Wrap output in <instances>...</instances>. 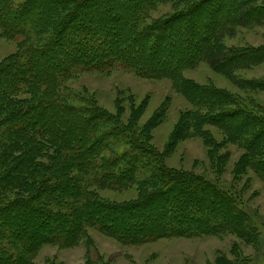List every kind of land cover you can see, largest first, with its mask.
<instances>
[{
	"label": "trees",
	"instance_id": "16d2710c",
	"mask_svg": "<svg viewBox=\"0 0 264 264\" xmlns=\"http://www.w3.org/2000/svg\"><path fill=\"white\" fill-rule=\"evenodd\" d=\"M174 1L173 13L155 17L160 5L172 1L0 0V38H20L19 51L0 63V264H32L44 245L79 244L89 228L128 244L224 232L252 240L257 230L234 196L200 174L167 166V152H159L151 137L164 109L140 125L144 105L137 108L132 101V114L125 119L124 103L112 113L94 95L82 97L66 83L71 74L120 69L148 79H170L194 109L182 113L167 148L182 137H203L219 177L230 157L224 149L231 142L247 150L236 166L238 178L251 168L264 179V149L251 155L264 137V104L212 86H194L185 77L209 55L220 59L226 53L214 22L223 5L220 0ZM230 1L233 5L236 0ZM247 1L241 0L239 9ZM57 47L66 54L64 59L58 60ZM255 50L264 55V47ZM160 54L169 60H162L158 70L150 69L146 59L157 64ZM263 82L247 84L263 89ZM229 107L235 110L227 115ZM28 112H42L44 118L29 125L18 121ZM231 116L242 120L239 127L218 126L219 119ZM208 124L222 128L227 138H216ZM135 182L138 198L132 202L115 204L99 194L104 188L123 191ZM125 208L145 209L150 215L146 220L126 219L122 224L131 230L116 231L113 226L121 218H110V213L123 214ZM14 211H29L17 230L21 238L4 222L14 220ZM151 220H156V231L150 228ZM50 221L58 225L57 235L39 232L40 224L50 226ZM182 223L187 227L167 230ZM232 264L246 263L238 259Z\"/></svg>",
	"mask_w": 264,
	"mask_h": 264
},
{
	"label": "rangeland",
	"instance_id": "374dc122",
	"mask_svg": "<svg viewBox=\"0 0 264 264\" xmlns=\"http://www.w3.org/2000/svg\"><path fill=\"white\" fill-rule=\"evenodd\" d=\"M171 1L160 5L153 16L162 17L173 13L176 10L174 8L175 1ZM43 3H46V0L45 2L43 0ZM217 3L215 2L210 9L214 10ZM239 3L241 0H236L233 5H231L230 0H220L223 9L220 12L218 10L217 21H214L218 23V28H220L219 39L220 43L224 44L226 53L220 59L216 56L217 60L209 55L214 60L207 57L196 67L186 71L185 77L190 79L194 86L197 85L200 88L212 86V89H218L220 92L225 91L237 95L243 101L249 102L253 99L255 103L264 104V88L255 87L253 90V87L247 84L248 81L255 82L254 84H260L259 82L264 81V60H261L260 57L263 55V51L255 50V48L264 47V11L261 9L264 7V0H248L244 6L240 7L241 9H239ZM40 5L41 3L37 5L38 8ZM204 21L208 23L207 20ZM204 21L201 20L200 22L204 23ZM19 39L0 38V63H4L9 56L19 51ZM235 52L240 53V55L237 54L239 57H233ZM55 54L58 56V60H60L59 57L64 59L65 53L60 51V47L55 49ZM80 56L84 55L81 53ZM156 59L157 64L153 63L154 60L151 62L146 59L145 61L148 62V65L150 64L149 68L152 70L162 68L164 65L162 60H169L168 56L164 54H160L159 58ZM222 59L229 61L224 64ZM236 59L238 62L235 61ZM251 61L254 63L243 65V63ZM241 64L243 66L240 67ZM67 79L66 83L70 85L72 91L80 93L82 97L94 95L97 103L112 113L117 112L119 105L124 103L125 119L132 114V101L135 102L137 108L144 105V110L138 116L140 125L147 124L154 116H157L158 112L164 109L161 120L152 128L151 137L152 143L159 152H167V166L191 171L216 182L221 189L229 192L237 199L240 208L249 216L252 226L257 231L250 241H246L238 233L224 232L193 237L162 236L158 240L144 244H128L115 237L107 236L98 229L89 228L88 236L79 244L72 246H62L59 243L44 245L34 254L32 264H232L238 259H244L246 264H264V179L251 168H247L239 178L240 171H236L237 164L246 155V149L237 144L229 143L224 151L228 150L230 157L226 159L222 173H217L219 177L212 170L208 157L209 147L203 137L186 136L179 138L168 149L171 136L175 132L182 113L194 109V104L183 93L176 91L170 79H148L122 69L105 74L97 71H86L71 74ZM192 94L196 98V90ZM234 110V107H229L224 112L228 115L232 114ZM221 111L223 112V110H219L216 114L222 113ZM43 118L42 112L36 114L28 112L18 121L29 125L38 123ZM219 121L218 126L222 125L226 129L235 125L239 127L237 124L242 122L236 116L219 119ZM206 127L216 138H227L226 132L222 128L210 124ZM259 140V149L251 155H256V152L264 149V137H260ZM261 160L264 168V158L262 157ZM138 186V183L135 182L123 191L104 188L99 191V194L103 199L115 204L129 203L138 198ZM141 202L143 204L145 200ZM194 208L200 209V206L196 204ZM28 212L26 211L25 215H22V212L14 211V220L4 219V222L9 224L8 226L13 231L16 230L18 238H21L19 231H17L20 230V220L27 217ZM120 213L117 210L115 213H110L109 217L121 218L113 228L122 232L126 231L125 229L128 232L131 230L127 224L124 227L122 221L125 222L126 219L135 221L136 217L146 220L147 215H150L149 211L146 212L145 209L139 211L138 208L135 210L125 208L123 214ZM150 222V228L156 231L157 228L154 227L156 220ZM50 223H52L50 226L40 224L39 232L57 235L58 232H55V229L58 225H55L53 221ZM185 224H180L179 228L171 224L167 230L170 228L173 230L184 229L187 227ZM192 224L199 225L198 223ZM140 229L142 230V228Z\"/></svg>",
	"mask_w": 264,
	"mask_h": 264
}]
</instances>
